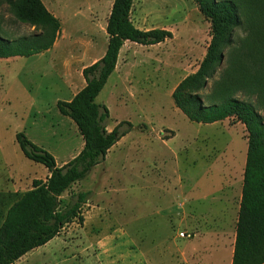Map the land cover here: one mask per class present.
Instances as JSON below:
<instances>
[{"label": "rangeland", "instance_id": "1", "mask_svg": "<svg viewBox=\"0 0 264 264\" xmlns=\"http://www.w3.org/2000/svg\"><path fill=\"white\" fill-rule=\"evenodd\" d=\"M112 2L42 0L61 24L55 48L29 58L0 59V199L3 191L25 192L47 171L23 155L17 133L59 165L80 151L77 126L56 104L81 89L80 72L88 56L105 50ZM138 13L145 27L171 31L172 38L153 47L126 46L121 57L131 53L127 80L117 83L111 76L96 98L109 111L107 128L128 122L130 138L106 164L62 194L64 209L72 194L88 193L82 223L74 219L17 264H225L242 189L247 132L235 118L191 122L171 95L202 61L211 22L193 0H135L132 18ZM36 32L18 22L0 0L3 37ZM234 98L254 105L264 121V108L255 96ZM3 204L0 224L9 206Z\"/></svg>", "mask_w": 264, "mask_h": 264}, {"label": "trees", "instance_id": "2", "mask_svg": "<svg viewBox=\"0 0 264 264\" xmlns=\"http://www.w3.org/2000/svg\"><path fill=\"white\" fill-rule=\"evenodd\" d=\"M112 1L103 57L82 70L85 86L78 94L56 104L83 139L77 157L58 167L50 153L23 133L16 134L23 155L45 166L49 175L45 180L34 179L23 193L6 194L0 199L2 204L9 203L0 224V264H14L46 245L74 219L82 223L81 208L87 203L88 193L72 194L71 203L64 209L60 208L62 194L104 162L107 152L131 129L130 123L121 122L108 131L109 111L96 103L115 68L119 50L125 41L149 46L172 38V33L164 29L135 28L130 21L133 0ZM193 1L211 22L212 35L197 70L177 84L172 100L191 122L203 125L235 118L244 125L247 151L231 264H264V121L254 105L234 98L238 94L253 95L264 108V0ZM5 2L18 22L37 32L17 39L0 34V59L29 58L52 49L61 24L42 0ZM124 125L127 127L122 129Z\"/></svg>", "mask_w": 264, "mask_h": 264}, {"label": "crops", "instance_id": "3", "mask_svg": "<svg viewBox=\"0 0 264 264\" xmlns=\"http://www.w3.org/2000/svg\"><path fill=\"white\" fill-rule=\"evenodd\" d=\"M134 5H135V0H133V3H132V8H131V12H130V21H131V23H132V25L135 27V28H138V29H140V30H150L149 28H147V27H145L144 26V22H143V16L141 15V13H138V14H136V19H133L132 18V10H133V7H134ZM112 6V5H111ZM111 6H110V8H111ZM46 7V6H45ZM47 8V7H46ZM47 10L49 11V8H47ZM50 12V11H49ZM165 30V29H164ZM168 31V30H167ZM171 32V31H170ZM167 40H165L164 42H161V43H158V44H155V45H149V46H142V45H138V44H135V43H132V42H129V41H125L124 43H123V45H122V47L120 48V50H119V53H118V57H117V61H116V65H115V68H114V70L112 71V73L110 74V76L108 77V78H110L111 76H115L116 77V81H117V83H122V82H124L125 80H127V78H128V74L126 73L127 72V64H129V62H130V57H131V53L129 52V51H125V53H124V55L123 56H125L124 58L123 57H121V54H122V52H123V50H124V48L127 46L128 48H130V49H132L133 47L132 46H134V45H137V46H142V47H153V46H158V45H161V44H165V42H166ZM106 43H107V40H106ZM55 43H54V45H53V47H52V49H54L55 48ZM106 49V48H105ZM51 50V49H50ZM49 51V50H48ZM47 52V51H46ZM45 53V52H44ZM104 53H105V50H103L101 53H98V54H91V55H89L88 56V64L86 65V66H84L83 68H82V70L85 68V67H87V66H90L91 64H93L94 62H96V61H98L100 58H102L103 57V55H104ZM42 54V53H41ZM122 66V67H121ZM121 67V68H120ZM198 68V67H197ZM197 68L192 72V73H194L196 70H197ZM82 70H81V72H82ZM81 72H80V75L82 76V74H81ZM191 73V74H192ZM186 77V76H185ZM184 77V78H185ZM84 80V79H83ZM108 80V79H107ZM107 83V82H106ZM85 86V81L83 82V85H82V87H81V89L83 88ZM81 89H79L78 90V92L81 90ZM78 92H76L74 95H69L68 96V98H67V102L68 101H70L76 94H78ZM104 105V104H103ZM113 129V127H111V128H107V130L108 131H111ZM130 135H131V132H129L128 134H126L124 137H122L117 143H116V145H114L108 152H107V155H106V158H105V161L104 162H102L101 164H99V165H97V166H95L94 168H93V170L90 172V174L89 175H91L93 172H95V170L97 169V168H99V166H101V165H103V164H106L107 162H108V160L110 159V156H111V154L112 153H114V151L117 149V148H119L120 146H122V145H125L124 144V142H126L129 138H130ZM83 140V139H82ZM84 144V143H83ZM83 144H81V146L83 147ZM82 147H80L81 149H82ZM81 149H80V151H81ZM79 151V152H80ZM78 152V153H79ZM78 153L77 154H75V155H73V156H71V158H69L70 160L71 159H73L74 157H77V155H78ZM70 160H67L66 162H63L61 165H59L56 161V165L58 166V167H61V166H63L64 164H66L67 162H69ZM48 171H46V172H44L43 173V176H42V180H45L46 179V177H48ZM34 180V179H33ZM32 180V181H33ZM31 188V187H30ZM29 188V189H30ZM28 189V190H29ZM27 191V190H26ZM18 191L17 190H8V191H3L2 193L3 194H12V193H17ZM240 199H241V193H240V197H239V200H238V203H237V205H236V212H235V216H236V220L234 221L235 223H234V225H233V235H232V242H231V244H230V246H229V249H228V251H227V254H226V257H225V264H231V261H232V253H233V244H234V239H235V224H236V221H237V215H238V210H239V204H240ZM56 238V237H55ZM53 240V239H52ZM51 240V241H52ZM216 242H217V244L218 243H220V241L219 240H216ZM49 243V242H48ZM48 243L46 244V245H48ZM46 245H44V246H46ZM217 248H219V247H217ZM36 250V249H35ZM219 250L221 251V249L219 248ZM34 250H32L31 252H33ZM31 252H29V253H27L26 255H24L22 258H20L17 262H15L14 264H17V263H19V262H21V260H23L24 258H26Z\"/></svg>", "mask_w": 264, "mask_h": 264}, {"label": "built area", "instance_id": "4", "mask_svg": "<svg viewBox=\"0 0 264 264\" xmlns=\"http://www.w3.org/2000/svg\"><path fill=\"white\" fill-rule=\"evenodd\" d=\"M182 237H184L185 235L184 234H181ZM187 236V235H186ZM188 237V236H187Z\"/></svg>", "mask_w": 264, "mask_h": 264}]
</instances>
